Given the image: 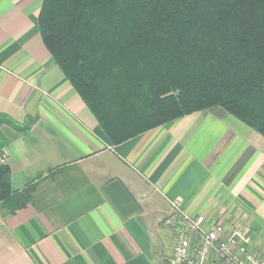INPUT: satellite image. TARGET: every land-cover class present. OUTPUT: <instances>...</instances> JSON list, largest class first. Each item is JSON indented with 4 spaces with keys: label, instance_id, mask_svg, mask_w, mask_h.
Listing matches in <instances>:
<instances>
[{
    "label": "crops",
    "instance_id": "obj_1",
    "mask_svg": "<svg viewBox=\"0 0 264 264\" xmlns=\"http://www.w3.org/2000/svg\"><path fill=\"white\" fill-rule=\"evenodd\" d=\"M42 1L0 0V114L22 129L2 152L32 188L0 211V264H166L175 197L264 254V136L214 106L111 143L41 40Z\"/></svg>",
    "mask_w": 264,
    "mask_h": 264
},
{
    "label": "trees",
    "instance_id": "obj_2",
    "mask_svg": "<svg viewBox=\"0 0 264 264\" xmlns=\"http://www.w3.org/2000/svg\"><path fill=\"white\" fill-rule=\"evenodd\" d=\"M37 24L113 144L214 106L264 136V0H43ZM31 192L0 163L2 214Z\"/></svg>",
    "mask_w": 264,
    "mask_h": 264
},
{
    "label": "built area",
    "instance_id": "obj_3",
    "mask_svg": "<svg viewBox=\"0 0 264 264\" xmlns=\"http://www.w3.org/2000/svg\"><path fill=\"white\" fill-rule=\"evenodd\" d=\"M171 213L163 225L173 241L166 264H264V254L250 248V237L221 223L208 227L202 215L184 212L181 197L169 200Z\"/></svg>",
    "mask_w": 264,
    "mask_h": 264
},
{
    "label": "rangeland",
    "instance_id": "obj_4",
    "mask_svg": "<svg viewBox=\"0 0 264 264\" xmlns=\"http://www.w3.org/2000/svg\"><path fill=\"white\" fill-rule=\"evenodd\" d=\"M0 157H1V158H0V159H1L0 163H1V162H5V161H4V159H5V155H4L3 152L0 153ZM171 232H172V231H171ZM172 235H173V233H172Z\"/></svg>",
    "mask_w": 264,
    "mask_h": 264
}]
</instances>
